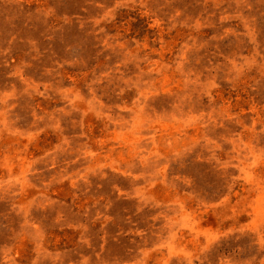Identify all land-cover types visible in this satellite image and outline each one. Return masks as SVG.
I'll return each mask as SVG.
<instances>
[{"label":"rangeland","instance_id":"1","mask_svg":"<svg viewBox=\"0 0 264 264\" xmlns=\"http://www.w3.org/2000/svg\"><path fill=\"white\" fill-rule=\"evenodd\" d=\"M0 264H264V0H0Z\"/></svg>","mask_w":264,"mask_h":264}]
</instances>
